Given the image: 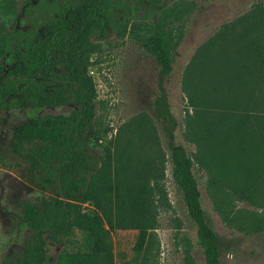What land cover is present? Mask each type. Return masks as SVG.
I'll list each match as a JSON object with an SVG mask.
<instances>
[{"label": "trees", "instance_id": "16d2710c", "mask_svg": "<svg viewBox=\"0 0 264 264\" xmlns=\"http://www.w3.org/2000/svg\"><path fill=\"white\" fill-rule=\"evenodd\" d=\"M167 1L148 0L144 5L137 1L140 5L131 7L129 0H0V110L77 107L29 118L12 130L9 150L25 163L30 183L40 191L51 190L38 201L23 198L17 204V222L27 235L15 264H45L48 242L60 245L53 264H112L110 233L115 229H135L132 249L141 250L148 230L157 227L159 214L170 208L163 184L165 163L194 225L203 263L220 264L221 241L201 207L192 158L184 146L170 141L174 122L163 82L191 4ZM239 20H245L240 31L244 35L264 26V4L254 5ZM234 23L222 25L217 34L228 26L233 29ZM111 32L136 42L157 65L150 112L163 122L169 139L165 149L152 117L145 113L122 124L99 151L82 144L95 113L90 54L95 41ZM231 41L227 45L234 56L210 66L208 82L199 76L214 39L196 49L182 73L188 103L198 106L200 128L191 140L195 154L206 157L203 164L208 160L206 168L213 170L209 195L222 220L226 214L221 183L230 182L231 194L255 204L253 191L259 186L255 177L264 172V113H260L264 94L258 100L253 93L255 62L250 57L255 43L251 37L245 43L239 44L235 37ZM240 52L248 57L247 64H240ZM93 139L99 140L96 135ZM225 139L230 149L238 146L240 160L226 163ZM252 147L258 158L250 166L252 173H245L241 155ZM235 176L241 177L240 187H235ZM253 225L263 230L264 220ZM176 244L181 264H196L186 238L180 237Z\"/></svg>", "mask_w": 264, "mask_h": 264}, {"label": "rangeland", "instance_id": "374dc122", "mask_svg": "<svg viewBox=\"0 0 264 264\" xmlns=\"http://www.w3.org/2000/svg\"><path fill=\"white\" fill-rule=\"evenodd\" d=\"M137 1L142 5L148 2L129 0L130 6L140 5ZM173 1L175 0H168L167 4ZM181 1L190 3L191 8L183 19V37L173 52L171 70L163 82L170 116L174 122L170 141L184 146L192 158L201 207L221 241L220 264H264V229L255 230L253 225L255 220H264V172L261 171L255 177V183L259 185H256L253 191L255 204L237 199L231 194L230 182L225 183L226 185L221 183L225 200L223 209L226 214V220H222L214 210L209 195L212 189L210 174H213V170L206 168L208 160L203 164L206 157L195 154L196 146L191 140L200 128L195 112L198 106L189 105L182 89L183 69L200 45L209 39L215 40L206 55L205 68L199 76L202 82H208L209 69L218 62V59L227 63V59L234 56L233 49L227 45L229 42L232 44V38L235 37L240 44L251 37L255 43L250 56L255 62L253 93L258 100L261 98V94H264V26H256L254 32L244 35L240 31L246 27L245 20L239 18H245L254 5L264 4V0ZM140 13V10L136 12L137 15ZM233 22H235L233 29L228 26V29L217 34L222 25ZM237 58L240 64L249 62L243 52H240ZM90 62L88 74L95 84V113L94 120L81 141L88 148L99 151L115 137L117 129L127 120H134L142 113L152 117L150 104L157 90V65L136 42L126 36L120 38L114 32L104 39L95 41ZM242 79L245 81L244 75ZM76 108L73 104H66L0 110V264H15L27 235V229L17 222L19 200L29 198L38 201L51 194V190L40 191L32 186L25 163L19 156L10 152L12 130L29 118L67 113ZM224 110L226 112L225 108ZM260 113H264V109ZM152 119L160 145L165 149L169 139L163 132V122L153 117ZM224 123L226 128V121ZM94 135L99 138L96 142L93 139ZM223 142L226 163L240 160L238 146H232L230 149L227 147L226 139ZM203 153L206 155L205 151ZM256 157L258 158V153L255 147L248 148L241 155L246 165L245 173H252L250 166L254 164ZM261 164L264 166V156ZM164 174L163 184L170 208L159 214L157 227L148 230L143 247L139 251L132 249L137 234L135 229L113 230L110 233L112 264H181V251L176 244L180 237H185L189 242L190 253L195 263L204 264L202 254L195 244L194 225L187 217L180 195L171 179L169 163H165ZM240 178L234 177L235 187L241 186ZM83 208H86V205H83ZM46 248L45 264H53L60 245L48 242Z\"/></svg>", "mask_w": 264, "mask_h": 264}]
</instances>
